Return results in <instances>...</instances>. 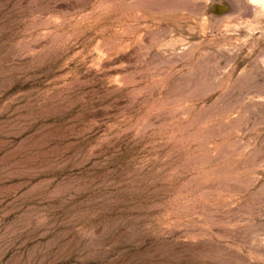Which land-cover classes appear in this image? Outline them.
Masks as SVG:
<instances>
[{
  "label": "rangeland",
  "instance_id": "1",
  "mask_svg": "<svg viewBox=\"0 0 264 264\" xmlns=\"http://www.w3.org/2000/svg\"><path fill=\"white\" fill-rule=\"evenodd\" d=\"M0 264H264V10L0 0Z\"/></svg>",
  "mask_w": 264,
  "mask_h": 264
},
{
  "label": "bare ground",
  "instance_id": "2",
  "mask_svg": "<svg viewBox=\"0 0 264 264\" xmlns=\"http://www.w3.org/2000/svg\"><path fill=\"white\" fill-rule=\"evenodd\" d=\"M247 2L251 3L252 5L255 4L258 7H260L262 10H264V0H246Z\"/></svg>",
  "mask_w": 264,
  "mask_h": 264
}]
</instances>
